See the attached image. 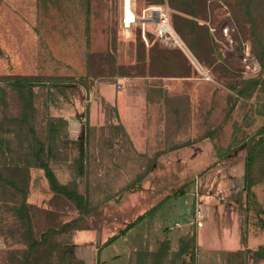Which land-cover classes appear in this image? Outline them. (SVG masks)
Segmentation results:
<instances>
[{"label": "rangeland", "instance_id": "1", "mask_svg": "<svg viewBox=\"0 0 264 264\" xmlns=\"http://www.w3.org/2000/svg\"><path fill=\"white\" fill-rule=\"evenodd\" d=\"M131 3L179 45L123 29V0H0V264H264V190L228 203L264 126V0Z\"/></svg>", "mask_w": 264, "mask_h": 264}, {"label": "trees", "instance_id": "2", "mask_svg": "<svg viewBox=\"0 0 264 264\" xmlns=\"http://www.w3.org/2000/svg\"><path fill=\"white\" fill-rule=\"evenodd\" d=\"M163 0H152V3H161ZM12 85L15 89H17L19 97L21 100L25 101V109L33 112L34 105H33V94L27 89L28 83L26 81H23L21 79H17L12 82ZM26 115V112L24 113ZM42 150V149H41ZM41 152V151H40ZM40 152H36L33 154L34 160H35V167H38L40 169L44 170L45 177L47 178L50 188L53 192L63 195L67 199L74 201L78 208L83 209L87 205L85 197L79 195L75 190H70L66 186L59 185L57 182L56 176L52 169L50 168L49 164L44 162L42 158L40 157ZM260 156L264 157V126L261 130L258 131L256 135H254L248 143L247 147V153H246V161H245V186L244 191L246 193V199L248 203H251L255 196L253 194L252 188L264 181V173L262 174V179H255L254 177V170L256 169V164ZM33 165H29V167H32ZM264 170V169H263ZM181 195L183 192L180 193ZM25 211V207L22 205V207L18 210L20 215L23 216V212ZM143 218L139 217L137 219V222H140ZM125 231L121 233V235L124 234ZM119 236H114L110 241H108V244H111L114 242ZM159 257H162V253L158 255ZM253 256L259 257L264 260V247L258 248L254 253ZM74 264H95L94 261H88V262H81V261H75Z\"/></svg>", "mask_w": 264, "mask_h": 264}, {"label": "built area", "instance_id": "3", "mask_svg": "<svg viewBox=\"0 0 264 264\" xmlns=\"http://www.w3.org/2000/svg\"><path fill=\"white\" fill-rule=\"evenodd\" d=\"M123 18H122V27L126 31L130 29L134 24L137 22H143L141 23L142 26V38L145 42H147V37H146V31H145V26L147 25L148 20H154L155 19V24H156V29H155V37L165 45H179V38L175 34V31L170 23V15L169 12L166 8L158 6V7H153L151 9V14L145 15L146 11H144V16L142 18H139L136 16V13L134 12V9L132 8V4L129 5V7L126 6V0H123ZM127 9H129L133 14L131 18L127 17ZM135 14V16H134ZM224 32L227 34L228 30L225 29ZM221 193L220 189L216 190V194ZM199 226H202V223L199 222Z\"/></svg>", "mask_w": 264, "mask_h": 264}, {"label": "crops", "instance_id": "4", "mask_svg": "<svg viewBox=\"0 0 264 264\" xmlns=\"http://www.w3.org/2000/svg\"><path fill=\"white\" fill-rule=\"evenodd\" d=\"M132 4V3H131ZM133 8V7H132ZM137 16V15H136ZM246 153H247V149H243V148H241L240 149V158H245V156H246ZM245 160V159H244ZM243 162V161H242ZM243 165H244V162H243ZM241 172V171H240ZM237 178L238 179H240V182L243 184V188L239 191L238 190V192H235L234 193V197H231V199H229V201H228V203L229 204H236L235 205V207H233L232 208V210L234 209V210H236V209H239V208H242L243 206L246 208L247 207V204H249L248 202H247V199H246V193H245V191H244V181H245V177L243 176V170H242V172H241V174L239 175V174H237ZM237 182H239V181H237ZM264 182H261L260 184H258L257 186H254L253 187V189H252V191H253V194H254V196H255V199L254 200H257L258 201V197H257V195H256V189L257 188H261V190H264V184H263ZM216 189H220L221 190V193H223V191L225 190L226 191V189L222 186V184L219 186V187H217ZM229 194H230V192H229ZM240 198H243V200H242V203H240V205H238L237 203H236V201H239L240 200ZM236 200V201H235ZM259 204H260V209L262 210V214H264V207H263V205L260 203V202H258ZM240 206V207H239ZM216 207V205L214 206V205H212V207L211 208H215ZM230 207H231V205H230ZM211 208H207V210H205V208L203 209V211L204 212H206V214L208 215V214H211ZM237 211V210H236ZM236 211H235V213H236ZM204 226V225H203ZM203 226H202V228H203ZM205 226H206V224H205ZM205 226H204V228H205ZM262 240L264 241V236H262ZM239 245V242L237 243V246ZM260 246L261 247H264V242H263V244H260Z\"/></svg>", "mask_w": 264, "mask_h": 264}, {"label": "bare ground", "instance_id": "5", "mask_svg": "<svg viewBox=\"0 0 264 264\" xmlns=\"http://www.w3.org/2000/svg\"><path fill=\"white\" fill-rule=\"evenodd\" d=\"M129 5H131V0H126V6L129 7ZM132 12L129 9H127V17L128 18L132 17V14H133ZM134 16H135V14H134Z\"/></svg>", "mask_w": 264, "mask_h": 264}]
</instances>
